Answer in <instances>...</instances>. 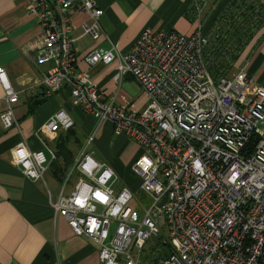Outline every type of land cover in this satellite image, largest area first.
Returning <instances> with one entry per match:
<instances>
[{
	"label": "built area",
	"instance_id": "built-area-1",
	"mask_svg": "<svg viewBox=\"0 0 264 264\" xmlns=\"http://www.w3.org/2000/svg\"><path fill=\"white\" fill-rule=\"evenodd\" d=\"M206 3L194 1L189 35L144 28L125 52L110 43L83 53L87 65L113 63L115 83L124 75L138 83L146 102L136 110L116 104L76 69L70 15L84 14L81 32L96 41L102 10L93 0L27 2L41 29L35 57L49 63L38 81L44 95L67 89L70 105L95 121L56 195L47 191V199L74 235L96 245L99 264H264V81L254 82L241 68L229 74L237 37L264 25V15L257 17L264 5L226 0L210 17ZM247 6L249 13L240 16ZM0 85V122L17 127L12 105L18 93L1 69ZM104 121L113 136L138 147L129 170L148 198L140 210L128 205L127 187H113L112 168L93 158L94 133ZM72 125L60 109L42 127ZM53 159L45 145L11 152L12 163L33 181H43ZM72 171L78 175L65 191Z\"/></svg>",
	"mask_w": 264,
	"mask_h": 264
},
{
	"label": "crops",
	"instance_id": "crops-1",
	"mask_svg": "<svg viewBox=\"0 0 264 264\" xmlns=\"http://www.w3.org/2000/svg\"><path fill=\"white\" fill-rule=\"evenodd\" d=\"M93 1L102 10L98 19L101 34L96 41L81 32L80 25L86 16L77 11L70 15V37L78 56L76 69L86 71L106 96H113L116 104L141 109L146 95L134 79L124 75L115 83L113 63L87 65L81 57L91 48L106 50L110 43L125 52L144 28L189 35L195 27L192 16L195 0ZM258 1L264 5V0ZM27 2L0 0V69L8 85L18 93L12 105L17 127L4 128L0 122V264H99L96 245L84 236L74 235L65 219L56 215L48 203L47 191L53 198L61 186L52 175L51 163L43 181H33L11 161L12 149L19 145L30 151L45 145L55 153L56 137L62 130L48 131L42 125L57 110L63 109L70 115L76 131L82 128V123L89 127L95 122L90 115L70 105L67 89L44 95L38 81L49 63L35 57L41 29L26 12ZM225 2L207 0L203 11L211 17L214 8ZM240 68L254 82L264 81V25L253 30L233 59L230 71ZM36 100H41L40 104L28 112V106ZM4 108L0 85V112ZM83 140L84 135L75 144H69L73 157ZM91 146L105 160L102 162L118 172L127 170L138 152L134 143L111 134L108 121L100 123Z\"/></svg>",
	"mask_w": 264,
	"mask_h": 264
},
{
	"label": "trees",
	"instance_id": "trees-1",
	"mask_svg": "<svg viewBox=\"0 0 264 264\" xmlns=\"http://www.w3.org/2000/svg\"><path fill=\"white\" fill-rule=\"evenodd\" d=\"M233 1V0H229ZM251 3L254 4V7H259V1L258 0H249ZM245 2V1H241ZM249 13V8L244 7L240 12V16L244 17ZM264 15V6H262V9L257 12V17H262ZM258 23L255 24V28H258ZM253 29V30H254ZM253 30H246L241 32L243 35H239L237 37V44L239 47H236V53L233 54L232 60L238 55L241 47L244 45V43L250 38V36L253 34ZM218 66H222V64L217 63ZM41 100H36L32 102L28 106V112L32 111L38 104H40ZM77 131L73 126L66 130H62L61 133H59L56 137V151H55V159H53L51 163V169H52V175L58 181L59 183L62 181V178L68 169L69 165L72 162V153L69 150V144L73 143L75 144L78 140Z\"/></svg>",
	"mask_w": 264,
	"mask_h": 264
},
{
	"label": "rangeland",
	"instance_id": "rangeland-1",
	"mask_svg": "<svg viewBox=\"0 0 264 264\" xmlns=\"http://www.w3.org/2000/svg\"><path fill=\"white\" fill-rule=\"evenodd\" d=\"M235 71H236V69H233L229 72V74H231ZM93 126H94V124L93 125L91 124V126L87 127L85 123L84 124L82 123V125H81L82 128H79V127L77 128L78 138L81 139L82 135H84V137L87 136L90 133V131L92 130ZM94 135H96V131H95ZM91 148L93 150V158L94 159L99 160V161H105L101 156L98 155L99 153L94 149V147L91 146ZM126 169L127 170H123V171H119V172L112 169L113 172L115 173V176H116V181H115L113 187L115 189H118L119 187H122V186L127 187L131 191V194H132V197H131L128 205L130 207H132L133 209L136 208V210H140L142 207L147 205L148 198L139 189L138 177L129 170V167H127ZM66 171H68V170H66ZM77 175L78 174L76 171L71 172V174L67 178V183L65 184V188H64L65 191H67L69 188H71V186H72L74 180L76 179ZM64 178H65V174L62 178V181L60 182L61 184L63 183Z\"/></svg>",
	"mask_w": 264,
	"mask_h": 264
},
{
	"label": "bare ground",
	"instance_id": "bare-ground-1",
	"mask_svg": "<svg viewBox=\"0 0 264 264\" xmlns=\"http://www.w3.org/2000/svg\"><path fill=\"white\" fill-rule=\"evenodd\" d=\"M136 209V208H135Z\"/></svg>",
	"mask_w": 264,
	"mask_h": 264
}]
</instances>
